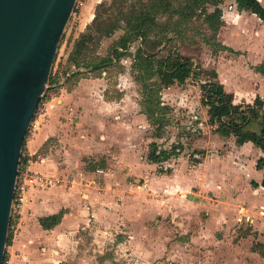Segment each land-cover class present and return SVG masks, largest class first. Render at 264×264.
I'll use <instances>...</instances> for the list:
<instances>
[{
  "label": "rangeland",
  "instance_id": "rangeland-1",
  "mask_svg": "<svg viewBox=\"0 0 264 264\" xmlns=\"http://www.w3.org/2000/svg\"><path fill=\"white\" fill-rule=\"evenodd\" d=\"M112 1L96 0L94 4V0H78L60 44L53 80L59 89L85 80L84 84L93 88L90 97L96 101L131 104L140 122L149 125L144 132L152 141L147 147L140 145V161L148 160L153 143L158 145L159 151H171L175 146L181 149L169 160L161 164L149 163L142 172L132 174L127 180V191H122L120 181L115 179L105 191L99 185L96 191L103 192L107 201L113 199L106 202L109 211L106 220L98 223L99 230L80 227L73 238L63 246L60 244L65 250L60 255L61 264H216L209 253L213 247L211 238L204 237L201 245L196 242L203 221L200 220V206L186 196L192 189L181 193L180 183L174 184L171 177L176 171V180L180 178L183 183L193 184L205 174L203 170L197 175L189 173L199 164L207 168L210 164L223 167L226 158L232 159L228 162L231 166L249 164V156H233L237 150L235 137L227 135L221 125L213 126L209 122L201 86L217 81L224 86L229 101L247 109L260 87L254 72L260 63V46L264 45L263 20L247 13L244 15L237 0H223L220 5L223 26L218 32L205 22L204 16L193 20H180L178 15L159 17L158 27L150 34V41H161L156 48L155 61L180 56L192 64L191 76L183 85L176 83L167 88L158 77L151 75L153 69L140 71L136 68L137 51L145 46L141 39L130 43L125 55L118 59L114 58V51L120 48L117 44L125 31H117L112 38H103L98 33L96 16L101 17V21H108L119 11L138 12L142 8V4L134 0L114 5ZM171 1L174 11L183 5V0ZM261 3L264 6V0ZM102 4L106 6L101 7ZM207 9L208 13L215 10L212 6ZM88 33L92 39L87 40L86 48L78 53L77 44ZM147 52L152 51L148 49ZM53 85L50 84L51 89ZM117 111L107 110L108 118H116ZM94 161H87L88 169L109 170L105 158H100L96 164ZM114 176V173L99 174L91 181L102 183L105 178ZM76 179L74 187L82 188L88 182L82 177ZM206 189L203 196L212 199L207 192L209 187ZM128 196L153 205L150 217L146 211L132 217L120 210V201ZM111 210L115 213L114 218ZM19 225L14 222L12 232Z\"/></svg>",
  "mask_w": 264,
  "mask_h": 264
},
{
  "label": "crops",
  "instance_id": "crops-1",
  "mask_svg": "<svg viewBox=\"0 0 264 264\" xmlns=\"http://www.w3.org/2000/svg\"><path fill=\"white\" fill-rule=\"evenodd\" d=\"M246 13L243 12L244 15ZM259 59L258 66L264 64V45L260 46ZM254 73L258 75L260 87L247 105L253 104L252 100L257 96L264 101V75L257 71ZM84 81L66 88L64 85L59 90V97L51 104L48 123L33 138L26 140L25 154L28 157L42 156L40 160L35 156L32 172L60 179L62 183L46 188L30 186L23 217L12 232L4 264H61L60 255L65 250L60 244L63 246L73 238L80 227L99 230L98 223L106 220L104 218L109 212L106 202L113 199L107 201L103 192H97L99 185L105 191L115 179L120 181L122 191H127L128 178L151 164L146 158L139 160L140 145L147 147L152 142L144 132L149 126L147 122H140L131 104L96 101L90 97L93 88L87 87ZM107 110H118L117 117L113 120L108 118ZM258 129L260 131L261 126L258 125ZM235 145L237 150L233 156H249L248 165L231 166L232 159L226 158L223 167L212 164L209 168L203 164L194 167L189 173L197 175L203 170L205 174L193 184L183 183L180 178L176 180V171L171 179L174 184L180 183L181 193L192 189L186 196L200 206V214L204 218H200L203 222L196 242L201 245L204 237L211 238L213 247L209 253L216 264H264V169L258 168L259 161L264 159V150L252 142L243 146L235 142ZM100 158L108 162V173L101 168L88 169V160L98 161ZM110 173L115 176L105 178L102 183L100 180L91 181L99 174ZM78 177L88 181L82 188L73 186ZM206 186L212 199L202 194L206 192ZM152 187L149 184V188ZM119 206L132 217L144 211L150 217V210L154 208L129 196L120 201ZM60 214L62 220L59 225L50 230L42 227L41 219ZM114 214L111 210L112 218Z\"/></svg>",
  "mask_w": 264,
  "mask_h": 264
},
{
  "label": "water",
  "instance_id": "water-1",
  "mask_svg": "<svg viewBox=\"0 0 264 264\" xmlns=\"http://www.w3.org/2000/svg\"><path fill=\"white\" fill-rule=\"evenodd\" d=\"M78 0H0V264L24 145Z\"/></svg>",
  "mask_w": 264,
  "mask_h": 264
},
{
  "label": "trees",
  "instance_id": "trees-1",
  "mask_svg": "<svg viewBox=\"0 0 264 264\" xmlns=\"http://www.w3.org/2000/svg\"><path fill=\"white\" fill-rule=\"evenodd\" d=\"M134 1L142 4V8L138 12L135 10L129 12L119 11L116 16L108 21H101V17L96 16L95 22L98 33L103 38H112L117 31H125V35L117 44V46L122 48V51H120V48L114 51V58L118 59L125 55L130 43L141 39L144 45L148 46L146 50L151 49L152 52L145 51V46L144 49L139 48L137 51L139 62L136 64V68L140 71L153 69L151 75L158 77L167 88L176 83L183 85L192 73L190 60L177 56L176 59L169 57L161 62H156L155 59L158 53L156 48L161 41H150V34L158 27V19L163 15H178L180 20H193L198 16H204L205 22L218 32L223 26V12L220 8L223 0H183V5L181 4L180 9L176 11L172 9L173 2L171 0ZM118 2L129 3V0H113L112 4L114 5ZM237 2L242 12L256 15L264 20V6L260 0H237ZM103 6L106 5L102 4L101 7ZM208 6L215 8L213 13H208ZM99 21L103 23L99 24ZM89 39H92L90 33L83 35L76 47L78 53H81L86 48V43ZM256 71L264 75V64L259 65ZM54 82L51 76L50 84ZM201 90L204 94L203 104L208 107L209 122L213 126L221 125L220 127L224 129L227 135L235 137L238 146L252 142L264 150V101L262 99L256 97L253 104L248 105L247 109H243L244 105H236L233 100L229 101V96L226 94L224 86L217 81L201 86ZM258 125L261 126L260 131L255 129ZM151 149L148 161L151 164H161L172 156H176L181 147L175 146L171 151H159L158 145L153 143ZM258 168L264 169V159L259 161ZM61 220L62 214L43 218L40 223L44 229L50 230L59 225ZM12 236L10 228L8 246L11 243Z\"/></svg>",
  "mask_w": 264,
  "mask_h": 264
},
{
  "label": "built area",
  "instance_id": "built-area-1",
  "mask_svg": "<svg viewBox=\"0 0 264 264\" xmlns=\"http://www.w3.org/2000/svg\"><path fill=\"white\" fill-rule=\"evenodd\" d=\"M59 97L58 92L50 88L45 93L31 127L27 134V139H31L35 134L48 123L50 118V109L52 102ZM26 143V142H25ZM36 156L37 160L42 159L41 155H33V157H28L25 154V145L23 149L21 164L18 173V181L15 191V198L13 204L12 212V224L14 222L20 223L23 217V210L28 200L29 189L33 184L36 187L46 188L50 186L60 185L62 181L53 177H45L43 175L35 174L32 172L31 167L34 163V158ZM18 225V224H17Z\"/></svg>",
  "mask_w": 264,
  "mask_h": 264
},
{
  "label": "flooded vegetation",
  "instance_id": "flooded-vegetation-1",
  "mask_svg": "<svg viewBox=\"0 0 264 264\" xmlns=\"http://www.w3.org/2000/svg\"><path fill=\"white\" fill-rule=\"evenodd\" d=\"M54 84V85H53ZM53 85V89L56 91V92H59V88L57 87L58 85L56 84V81L54 83H52Z\"/></svg>",
  "mask_w": 264,
  "mask_h": 264
}]
</instances>
